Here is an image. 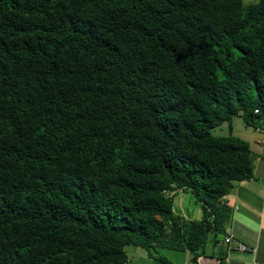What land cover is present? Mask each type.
Masks as SVG:
<instances>
[{
    "label": "trees",
    "instance_id": "obj_1",
    "mask_svg": "<svg viewBox=\"0 0 264 264\" xmlns=\"http://www.w3.org/2000/svg\"><path fill=\"white\" fill-rule=\"evenodd\" d=\"M236 117L264 121V0H0V264L196 261L253 177Z\"/></svg>",
    "mask_w": 264,
    "mask_h": 264
},
{
    "label": "crops",
    "instance_id": "obj_2",
    "mask_svg": "<svg viewBox=\"0 0 264 264\" xmlns=\"http://www.w3.org/2000/svg\"><path fill=\"white\" fill-rule=\"evenodd\" d=\"M242 122L236 124L240 127V138L250 144L254 153L253 177L236 183L226 196L231 216L224 231L214 229L206 234L196 261L189 251L169 249L174 251L164 255L165 248L147 251L134 247L132 251L138 254L140 264L150 263L146 261L150 258L161 260L159 264H264V121L258 127L247 124L243 127ZM232 134L236 135L234 130ZM227 235L231 236L228 243L224 241ZM239 243L247 249L239 250ZM130 263L127 258L126 264Z\"/></svg>",
    "mask_w": 264,
    "mask_h": 264
},
{
    "label": "rangeland",
    "instance_id": "obj_3",
    "mask_svg": "<svg viewBox=\"0 0 264 264\" xmlns=\"http://www.w3.org/2000/svg\"><path fill=\"white\" fill-rule=\"evenodd\" d=\"M234 124L243 121L242 122V126L244 127L246 125L245 121L241 118V117H236L234 120ZM239 124H236V127L233 129L235 131V134L238 137H241L238 133H239ZM212 132L215 135H227L229 133L228 128L225 125H221L219 127H216L215 129L212 130ZM180 197V199L178 200V197ZM178 201V202H177ZM174 206L176 207V212L181 215V216H185L187 218H192V219H197L202 215V211L200 209L199 204L196 203L195 198L193 197V195L189 192H184L183 194H176L174 196ZM136 246H130L126 248V253L128 255V259H130L131 263L130 264H140V261L138 259V254L136 252H133L132 248H134ZM138 249H142L141 247H136ZM166 250L164 251L163 249H161L162 251H164V255L168 254L169 252H173L174 250L170 251L169 248H165ZM177 254V253H176ZM165 257V256H164ZM177 257V256H176ZM168 258H172V256H168ZM159 259V258H157ZM174 260V259H173ZM147 262H150L148 264H159V261H156V259L154 260L153 258H150L148 260H146Z\"/></svg>",
    "mask_w": 264,
    "mask_h": 264
},
{
    "label": "built area",
    "instance_id": "obj_4",
    "mask_svg": "<svg viewBox=\"0 0 264 264\" xmlns=\"http://www.w3.org/2000/svg\"><path fill=\"white\" fill-rule=\"evenodd\" d=\"M257 112V111H256ZM173 195V194H175V192H173V193H169V195ZM174 211V210H173ZM224 241L226 242V243H228V242H230L231 241V236H229V235H227L226 237H225V239H224ZM238 249L239 250H246L247 248H246V246L244 245V244H242V243H239L238 244Z\"/></svg>",
    "mask_w": 264,
    "mask_h": 264
},
{
    "label": "clouds",
    "instance_id": "obj_5",
    "mask_svg": "<svg viewBox=\"0 0 264 264\" xmlns=\"http://www.w3.org/2000/svg\"><path fill=\"white\" fill-rule=\"evenodd\" d=\"M182 192H180V191H177V192H175V194L174 195H176V194H181ZM177 213V212H176ZM185 217V216H184Z\"/></svg>",
    "mask_w": 264,
    "mask_h": 264
},
{
    "label": "bare ground",
    "instance_id": "obj_6",
    "mask_svg": "<svg viewBox=\"0 0 264 264\" xmlns=\"http://www.w3.org/2000/svg\"><path fill=\"white\" fill-rule=\"evenodd\" d=\"M174 209L176 210V208L174 207Z\"/></svg>",
    "mask_w": 264,
    "mask_h": 264
}]
</instances>
